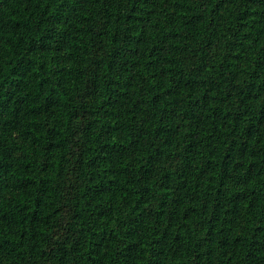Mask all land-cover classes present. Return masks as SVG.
I'll return each mask as SVG.
<instances>
[{"label": "trees", "instance_id": "1", "mask_svg": "<svg viewBox=\"0 0 264 264\" xmlns=\"http://www.w3.org/2000/svg\"><path fill=\"white\" fill-rule=\"evenodd\" d=\"M0 264H264V0H0Z\"/></svg>", "mask_w": 264, "mask_h": 264}]
</instances>
